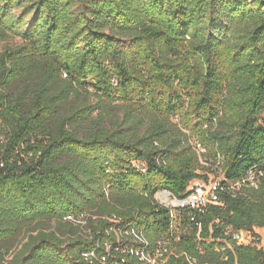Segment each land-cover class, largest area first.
<instances>
[{"label":"trees","instance_id":"obj_1","mask_svg":"<svg viewBox=\"0 0 264 264\" xmlns=\"http://www.w3.org/2000/svg\"><path fill=\"white\" fill-rule=\"evenodd\" d=\"M256 227L264 0H0V264H264Z\"/></svg>","mask_w":264,"mask_h":264},{"label":"built area","instance_id":"obj_2","mask_svg":"<svg viewBox=\"0 0 264 264\" xmlns=\"http://www.w3.org/2000/svg\"><path fill=\"white\" fill-rule=\"evenodd\" d=\"M197 149L200 152L202 149H199V144L197 143ZM138 168L145 169L144 166H141L140 163L135 164ZM252 174L250 175V177ZM249 177V179H250ZM251 180V179H250ZM221 187V184L219 181H216L211 187L208 188L206 184H196L193 186L189 193L184 198H178L174 196L171 192L168 191H161L157 196V199L159 202L164 205L165 207H168L169 212H171V216L174 218H177L178 210H188L189 215L192 216V220H194V212L199 211L202 212L206 205L208 204H219V195H217V192L219 188ZM70 217V216H69ZM236 233H234L235 235ZM162 244V243H161ZM165 246L166 244H162ZM94 256V254H86L85 257ZM157 256V255H156ZM154 258L155 264H157V258ZM104 260H106V257H104ZM107 261V260H106Z\"/></svg>","mask_w":264,"mask_h":264},{"label":"rangeland","instance_id":"obj_3","mask_svg":"<svg viewBox=\"0 0 264 264\" xmlns=\"http://www.w3.org/2000/svg\"><path fill=\"white\" fill-rule=\"evenodd\" d=\"M205 151H206V149L203 147L200 152L202 153V152H205ZM203 164H205V163H203ZM206 172L207 171H204L202 169L200 174L204 175V174H206ZM219 177H220L219 174H209L208 175V180L209 181H206L203 178L196 179L195 181H193V183L190 185L189 188L191 189L196 184H201V183L202 184H206L208 186V188H209L216 182V180L219 179ZM179 222H180V220L178 221V224H175V227H176L177 230H178V228L179 229L183 228V227L182 228L179 227ZM120 234L121 233L118 232V235H120ZM238 234H240L239 238H238V241H240L241 243H244L246 245L255 244L259 248H262L264 250V228L256 227L252 231H242V232H238Z\"/></svg>","mask_w":264,"mask_h":264},{"label":"bare ground","instance_id":"obj_4","mask_svg":"<svg viewBox=\"0 0 264 264\" xmlns=\"http://www.w3.org/2000/svg\"><path fill=\"white\" fill-rule=\"evenodd\" d=\"M159 193H160V192H158V194H159ZM158 194H157V195H158ZM166 208L168 209V207H166ZM168 210H169V209H168ZM231 229H232V228H231ZM239 235H240V234L237 233V234H236V238H239ZM240 237H241V236H240ZM152 263L155 264L154 261H153Z\"/></svg>","mask_w":264,"mask_h":264}]
</instances>
